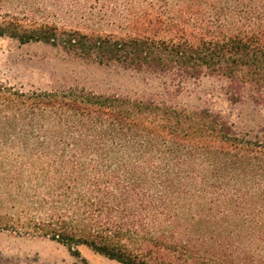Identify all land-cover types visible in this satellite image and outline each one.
<instances>
[{"label": "trees", "instance_id": "1", "mask_svg": "<svg viewBox=\"0 0 264 264\" xmlns=\"http://www.w3.org/2000/svg\"><path fill=\"white\" fill-rule=\"evenodd\" d=\"M101 22L131 32L79 27ZM3 36L180 82L219 77L232 103L264 107V0H0ZM3 181L7 223L76 254L264 264V127L208 107L0 80Z\"/></svg>", "mask_w": 264, "mask_h": 264}, {"label": "rangeland", "instance_id": "2", "mask_svg": "<svg viewBox=\"0 0 264 264\" xmlns=\"http://www.w3.org/2000/svg\"><path fill=\"white\" fill-rule=\"evenodd\" d=\"M6 3L1 10H11ZM54 14L58 8L43 9ZM73 25H76L74 23ZM86 31L130 33L120 23L101 22L79 26ZM0 80L24 91L83 87L97 93L155 97L188 108L208 107L228 116L238 130L252 134L264 127V107L251 103H232L225 82L219 77L202 76L183 82L171 75L153 74L106 66L87 60L49 44L0 37ZM0 182V264H123L101 255L85 245L79 254L50 238L17 230L7 217L12 208L13 186Z\"/></svg>", "mask_w": 264, "mask_h": 264}]
</instances>
